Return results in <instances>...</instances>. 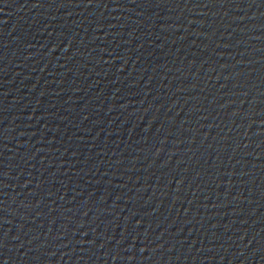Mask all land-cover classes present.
<instances>
[{"label": "water", "instance_id": "obj_1", "mask_svg": "<svg viewBox=\"0 0 264 264\" xmlns=\"http://www.w3.org/2000/svg\"><path fill=\"white\" fill-rule=\"evenodd\" d=\"M0 264H264V0H0Z\"/></svg>", "mask_w": 264, "mask_h": 264}]
</instances>
